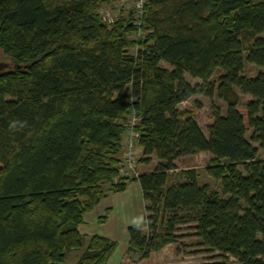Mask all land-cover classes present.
<instances>
[{
  "label": "trees",
  "instance_id": "16d2710c",
  "mask_svg": "<svg viewBox=\"0 0 264 264\" xmlns=\"http://www.w3.org/2000/svg\"><path fill=\"white\" fill-rule=\"evenodd\" d=\"M120 1L0 0V49L13 63L0 73V264H64L85 247L79 226L105 186L121 193L131 181L146 216L129 228L130 253L148 259L189 225L219 255L200 264H264V73L244 76L247 64L264 69V0H147L148 34L133 40L134 10L112 24L100 15ZM216 90L227 112L206 136L178 105ZM236 90L251 97L246 121ZM133 112L140 162L157 160L137 178L121 175ZM203 152L221 193L177 171ZM116 248L94 235L77 264H106Z\"/></svg>",
  "mask_w": 264,
  "mask_h": 264
},
{
  "label": "rangeland",
  "instance_id": "374dc122",
  "mask_svg": "<svg viewBox=\"0 0 264 264\" xmlns=\"http://www.w3.org/2000/svg\"><path fill=\"white\" fill-rule=\"evenodd\" d=\"M110 12L114 16H119L118 8L116 4L108 5ZM121 12L125 16L130 17L129 12L133 10L132 3H128L126 7L121 8ZM116 17V18H117ZM148 33L144 32L141 34L143 38ZM137 33L131 34L130 40L135 39ZM141 38V39H142ZM138 49V45H135L129 49L130 54H135ZM0 62H6L13 66L11 59L5 56L0 49ZM163 66L169 67L165 63H162ZM264 73V69L256 67L252 64H247L244 70V76L247 78H254L258 74ZM187 82L194 86L197 84H202V81L191 77L189 74H185ZM219 73L215 74L212 77V82L215 87L218 86ZM129 88V87H128ZM129 91V89H128ZM241 98L242 105L239 107V112L245 117L246 121V110L245 103L251 99L250 96L242 94L239 90H236ZM179 110L188 112L191 114L197 121L199 127L203 133L208 136V127L214 122L216 112H219L222 115H225L227 112L226 102L219 96L218 91L216 90L213 98H208L203 95L196 96L187 101L182 102L178 105ZM252 135V130H248L246 138L250 140ZM255 147H259L258 144H254ZM212 155L210 153H199L195 156L182 157L175 161L177 171L186 170V169H195L199 173V184L208 186L212 191L221 193L220 183L212 179L206 172V168L209 165ZM259 157L264 158V151L259 149ZM156 163H151L150 166L141 168L140 172H148L149 170L155 169ZM139 158V164H140ZM173 175L176 172L172 173ZM172 175V176H173ZM123 219V216L121 217ZM98 226V225H96ZM189 225L180 226V231L178 235L180 236L179 240L175 244H169L164 247L160 252L153 253L148 259H142L140 255H137L138 259L142 264H200L207 263L213 260V258L219 256L218 253H212L209 249L197 245L198 242L193 235V231L188 229ZM92 229L93 227H89Z\"/></svg>",
  "mask_w": 264,
  "mask_h": 264
},
{
  "label": "crops",
  "instance_id": "0c3cea01",
  "mask_svg": "<svg viewBox=\"0 0 264 264\" xmlns=\"http://www.w3.org/2000/svg\"><path fill=\"white\" fill-rule=\"evenodd\" d=\"M153 163L156 161L153 160ZM150 165L140 163L139 169ZM105 190L107 196L90 213L85 215L83 224L79 226V231L84 236V246H87L92 236L100 235L117 243L115 252L106 264H142L137 258L138 256L130 253L128 249L129 228L145 226L146 202L143 198L141 185L137 181H131L124 192L112 193L109 191V185L105 186ZM107 212L109 213L106 222L100 223V218ZM122 216L123 219H121ZM85 247L68 252L64 264H77Z\"/></svg>",
  "mask_w": 264,
  "mask_h": 264
},
{
  "label": "built area",
  "instance_id": "2783aa9c",
  "mask_svg": "<svg viewBox=\"0 0 264 264\" xmlns=\"http://www.w3.org/2000/svg\"><path fill=\"white\" fill-rule=\"evenodd\" d=\"M132 3L134 10V24L138 27L137 36L135 39H139L143 34L142 24L144 18V8L147 0H121L114 3L118 8V13L121 12V8L127 6L128 3ZM100 15L103 21L112 24L117 16H114L110 12V8L105 6L100 10ZM139 124V118H137L135 112H133L128 121L125 123V141L122 154V166L121 175L124 177H139L141 174L139 169V158L142 154L141 148L138 145L139 133L135 130V127Z\"/></svg>",
  "mask_w": 264,
  "mask_h": 264
},
{
  "label": "water",
  "instance_id": "95a60500",
  "mask_svg": "<svg viewBox=\"0 0 264 264\" xmlns=\"http://www.w3.org/2000/svg\"><path fill=\"white\" fill-rule=\"evenodd\" d=\"M12 68V65L6 62H0V73Z\"/></svg>",
  "mask_w": 264,
  "mask_h": 264
}]
</instances>
